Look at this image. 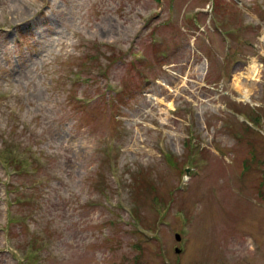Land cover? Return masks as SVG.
I'll list each match as a JSON object with an SVG mask.
<instances>
[{
    "label": "rangeland",
    "instance_id": "374dc122",
    "mask_svg": "<svg viewBox=\"0 0 264 264\" xmlns=\"http://www.w3.org/2000/svg\"><path fill=\"white\" fill-rule=\"evenodd\" d=\"M0 264H264V0H0Z\"/></svg>",
    "mask_w": 264,
    "mask_h": 264
},
{
    "label": "bare ground",
    "instance_id": "6f19581e",
    "mask_svg": "<svg viewBox=\"0 0 264 264\" xmlns=\"http://www.w3.org/2000/svg\"><path fill=\"white\" fill-rule=\"evenodd\" d=\"M259 73V66L253 63L249 68H247L246 72L243 73L241 79L238 84L240 89L244 92V95H248L250 92V88L252 87V81L254 80Z\"/></svg>",
    "mask_w": 264,
    "mask_h": 264
},
{
    "label": "trees",
    "instance_id": "16d2710c",
    "mask_svg": "<svg viewBox=\"0 0 264 264\" xmlns=\"http://www.w3.org/2000/svg\"><path fill=\"white\" fill-rule=\"evenodd\" d=\"M17 165L18 166H14V168H12L14 171H17L19 173V171H24L25 170V167L23 165H21V164H17ZM24 174H25L24 172H22L21 174L19 173V175H24ZM17 192H19V191H17ZM36 211H37V209L34 207L32 209V213H35ZM23 221H24V219H23ZM11 222H17V223H19L21 221L19 219H16V220L15 219H12V220L9 221V223H11Z\"/></svg>",
    "mask_w": 264,
    "mask_h": 264
}]
</instances>
